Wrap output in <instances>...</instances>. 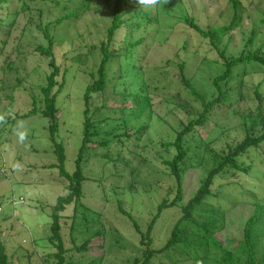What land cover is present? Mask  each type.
<instances>
[{
	"label": "rangeland",
	"instance_id": "obj_1",
	"mask_svg": "<svg viewBox=\"0 0 264 264\" xmlns=\"http://www.w3.org/2000/svg\"><path fill=\"white\" fill-rule=\"evenodd\" d=\"M113 2L76 0L69 7L79 9L78 18L64 21L55 30L51 28V33L58 39L54 46V54L61 67L58 83H63L56 99L59 110L55 139L62 144L64 168L68 173H73L77 168L78 153L84 140V91L92 82L91 73L96 77L102 56L98 48L88 52V45L97 44L102 39L112 18ZM242 3L240 26L221 39L220 48L226 47L228 52H240L243 37H249L251 30L258 33L264 45V29L260 28L264 0H242ZM31 5L35 9L29 16L21 14L17 18L10 44L0 57L1 62L18 43L26 49L27 75L22 85L26 90L23 91V87L12 89L15 96L12 104L0 98V116L4 118L0 121V254H5L8 264H54L53 257L48 256L56 251L53 243L58 242L51 228L52 208L57 198L67 192L68 184L67 180L58 176L57 168L50 167L57 164V157L49 134V119L40 114L16 117V114L26 113L33 108L38 111L41 107L38 97L34 96L40 94L39 87L45 84V72H48L46 60L32 50L33 45H27L44 42L42 35L30 30L25 32V37L18 38L28 17L31 16L35 23L39 22L36 9L43 4ZM146 10L154 20L145 30L133 32L125 43H115V49L121 51L106 65V88L101 95L93 94V103L89 102L92 127L88 134L91 140L79 162L83 176L80 183L82 194L76 202L65 206L59 218V236L66 250V264H93L94 257L101 258L100 264H132L131 260L139 250L138 233L119 210L118 202L133 216L140 230H144L166 197L169 186L175 183L163 163L175 154V150L161 151L160 142L173 140L174 128L178 127L179 122L187 121L202 109L200 102L181 84L177 64L185 62L183 71L186 77L208 99L214 91L211 79L222 68L209 60L216 58L215 53L208 52L205 60H199L200 55L195 54L196 50L202 55L205 50L208 51L209 45L203 40L200 42V36L193 34L182 18H195V23L201 28L227 25L234 12L230 0H168L166 4L148 6ZM3 11L0 9V13ZM64 12L53 8L50 12L45 10L41 20L52 23ZM129 15L130 12H126L123 16ZM177 21L180 22L176 26L174 23ZM124 36L123 30L120 38ZM140 38L143 41L138 45H125L129 53L122 48L127 42ZM184 41L188 42L187 50L181 48ZM80 54L86 55V59L83 62L75 61ZM11 59L19 63L15 55ZM19 74L23 76L24 72L20 71ZM262 78L263 74H257L245 81L248 86H253ZM145 85L149 86L147 92L152 95L153 114L143 122L134 121L126 111L133 108L129 93L139 91ZM9 91L5 90L6 93ZM262 91L264 94V89ZM103 104L105 107L100 111L97 106ZM254 106L251 102H239L241 110ZM122 108L124 116L120 113ZM145 121L148 122L147 128L136 136L134 132L139 125L147 123ZM17 131L27 133L23 142L16 135ZM231 131V137L239 133L238 130ZM213 136H209V139ZM107 141L108 144H100ZM245 160L252 162L259 173H264V165L254 152ZM258 172L252 170L250 176H243L242 184L255 188L254 191L264 199V176L261 177ZM202 178L201 169L189 170L184 175V201L193 196ZM239 198L251 201L252 197L242 194ZM212 201L216 202L215 199ZM236 211L219 235L221 239L241 237L243 219L249 216L251 207L244 206ZM179 216L180 211L174 208L161 212L152 231L154 248L165 244ZM240 217L243 219L239 220ZM97 231H101V235H95ZM86 239L91 240L87 252L71 250L73 243L79 245ZM225 245L232 249V244Z\"/></svg>",
	"mask_w": 264,
	"mask_h": 264
},
{
	"label": "trees",
	"instance_id": "obj_2",
	"mask_svg": "<svg viewBox=\"0 0 264 264\" xmlns=\"http://www.w3.org/2000/svg\"><path fill=\"white\" fill-rule=\"evenodd\" d=\"M74 1L76 0H0V5L4 6H0V9L5 10L0 13V57L6 53V48L10 44L17 18L21 14L29 16L35 9L31 4H43L36 9L39 22L35 23L31 16L28 17L18 37L20 40L26 36V31L36 30L44 40V42L27 44L33 45L32 50L46 60L48 69V72H45L46 82L39 87L40 94L33 95L38 97L41 107L38 111L33 108L26 113L16 114V117L26 118L40 114L49 119V134L57 157V164L50 167L57 168L58 176L68 181L67 192L57 198L52 208L51 228L58 242L53 243L56 251L48 256L53 257L54 264H66V250L59 236V218L65 206L76 202L82 194L80 183L83 176L79 169V162L91 140L88 134L92 127L89 102L91 103L93 94L101 95L106 88V65L113 57H118L121 51L115 49V43L117 41L125 43L133 32L139 29L145 30L154 20L146 10L148 6L141 7L138 2L135 3L137 0H114L111 7L112 18L104 30L102 39H99L97 44L88 45V52L91 53L93 49L98 48L102 56L96 69V77L91 73L92 82L84 91V140L79 149L77 168L73 173H68L64 168L65 156L62 144L55 139L58 128L56 115L59 110L56 99L63 83H58L61 67L54 54V46L58 39L51 33V28L55 30L64 21H73L78 18L79 9L69 7ZM230 2L234 12L227 25L201 28L195 23V18L191 16L182 18V21L193 30L192 33L200 36V42L203 40V43L207 42L209 45L208 51L205 50L202 55L199 50H196L195 54L200 55L199 60H205L208 52L215 53L216 58L209 60L222 68L219 74L211 79V88L214 91L208 99L186 77L183 71L185 62L177 64L181 84L195 100L200 102L202 109L187 121L179 122L178 127L174 128L173 140L160 142L161 151H169L171 148L175 150V154L170 159L163 161L168 169V175L174 179L175 183L169 186L166 197L158 205L156 214L147 223L146 228L140 230L133 216L123 209L121 202H118L119 210L127 216L138 233L139 250L138 255L132 258V264H154L158 261L161 264H264V199L254 191L255 188L242 184L243 176H250L252 170L259 171L255 170L253 163H248L245 158L250 157V154L254 152L260 157V163L264 165V94L262 91L264 89V45L258 33L255 34L251 30L249 37H243L240 52L233 53L228 52L226 47L220 48L221 39L241 24L242 0H230ZM51 8L65 12L60 14L54 22L43 23L41 20L43 13L45 10L50 12ZM126 12H130V15L124 17ZM179 22L177 21L174 25L177 26ZM260 24V28L264 29V14ZM123 30L125 36L121 39L120 34ZM142 41L143 39L140 38L135 42H127L122 48L127 51L128 48L125 45L130 47V45L134 46L131 43L138 45ZM187 46L188 42L184 41L181 48L187 50ZM25 50L24 46L18 43L0 62V98L9 101V104H12L15 98L14 90L23 87V81L27 75ZM12 55H15L19 63L11 59ZM85 59L86 55L80 54L75 61L83 62ZM20 71H23L25 76H21ZM257 74H263L262 80L256 85L248 86L245 79ZM144 87L129 93L133 108L126 111L134 121L142 120L143 122V119L153 114L152 95L147 92L149 86ZM7 89L10 90L9 93L5 92ZM24 90L26 89L23 87ZM239 102H251L255 106L241 110ZM97 107L101 111L105 105ZM124 112L122 108L120 110L122 116ZM147 126L148 122L139 125L134 134L140 136ZM231 130H238V135L231 137L229 134ZM124 132L126 133V130ZM209 136L213 137L209 139ZM105 143L108 144V141L100 142L101 145ZM90 145L93 146L91 143ZM196 169L203 170V178L193 196L188 201H184L183 177L189 170ZM259 174L261 177L264 176L263 172ZM171 194H173L172 198H170ZM242 194L252 197L251 201L240 199L239 196L241 197ZM213 199L216 202H213ZM244 206L251 207V212L245 219L239 218L244 220L241 226V237L221 239L219 235L224 232L228 219H232L236 210ZM172 208L178 209L180 216L170 229L165 244L160 248H154L152 238L154 225L163 210ZM70 229L72 231L73 227ZM100 232L97 231L94 234L99 236ZM1 233L0 231V237ZM90 241L86 239L79 245L73 243L71 250H77L79 253L87 252ZM225 243L232 244V249L226 247ZM99 259L101 258L94 257L92 263L100 264ZM0 264H8L3 252L0 254Z\"/></svg>",
	"mask_w": 264,
	"mask_h": 264
},
{
	"label": "clouds",
	"instance_id": "obj_3",
	"mask_svg": "<svg viewBox=\"0 0 264 264\" xmlns=\"http://www.w3.org/2000/svg\"><path fill=\"white\" fill-rule=\"evenodd\" d=\"M138 4L139 5H142V6H154V5H157V4H166L168 3V0H137ZM4 118L2 116H0V121H2ZM22 127V125H21ZM16 135L19 137V140L21 142H23L26 137H27V133L26 132H23V131H17L16 132Z\"/></svg>",
	"mask_w": 264,
	"mask_h": 264
}]
</instances>
